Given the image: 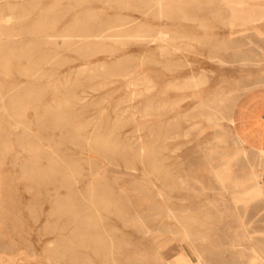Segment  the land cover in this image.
I'll list each match as a JSON object with an SVG mask.
<instances>
[{
	"label": "rangeland",
	"instance_id": "rangeland-1",
	"mask_svg": "<svg viewBox=\"0 0 264 264\" xmlns=\"http://www.w3.org/2000/svg\"><path fill=\"white\" fill-rule=\"evenodd\" d=\"M171 4L0 0V264H264V19Z\"/></svg>",
	"mask_w": 264,
	"mask_h": 264
},
{
	"label": "bare ground",
	"instance_id": "bare-ground-1",
	"mask_svg": "<svg viewBox=\"0 0 264 264\" xmlns=\"http://www.w3.org/2000/svg\"><path fill=\"white\" fill-rule=\"evenodd\" d=\"M172 1H175V0H157V4L159 5V9H158V13L159 14H164V12H166V11H170V9L172 8V4H171V2ZM204 1V0H203ZM208 2L209 1H211V0H207ZM230 1V0H229ZM233 2V1H232ZM236 2V1H235ZM176 3V2H175ZM238 3H240V4H244L243 5V9H245V11H246V13L247 14H249V15H256V17H259V18H261V19H264V0H238ZM168 4H171V6H168ZM178 4V3H177ZM6 5V4H5ZM175 5V4H174ZM178 6V5H177ZM239 6V5H238ZM244 6H245V8H244ZM241 7V6H240ZM174 8V7H173ZM231 8H235V7H231ZM239 8V7H238ZM242 8V7H241ZM120 10V9H119ZM231 10V9H230ZM43 11V10H42ZM233 11V10H232ZM234 12H236V11H234ZM241 12V11H240ZM244 12V11H243ZM235 14H237V12L235 13ZM248 17V16H247ZM238 18H240V17H238ZM250 18V17H249ZM248 18V19H249ZM252 18V17H251ZM247 19V20H248ZM260 19V20H261ZM128 20V19H127ZM237 20V19H236ZM240 20V19H239ZM238 20V21H239ZM258 20V19H257ZM259 20V21H260ZM213 21H215V19L213 20ZM241 21V20H240ZM258 21V22H259ZM122 23V22H121ZM250 23V22H249ZM255 23H256V21H255ZM238 24V23H237ZM143 25V24H142ZM232 25V24H231ZM230 26V25H229ZM238 26V25H237ZM110 27V26H109ZM127 29V28H126ZM123 30V29H122ZM124 30H125V28H124ZM140 30V29H139ZM119 32H120V30H119ZM51 33V32H50ZM128 33V32H127ZM121 34V33H120ZM173 34V33H172ZM47 35V34H46ZM97 35H101V34H97ZM111 35H113V34H111ZM132 35H135V34H132ZM131 35V36H132ZM105 36H108V34H105ZM137 36H138V34H137ZM147 36V35H146ZM7 37V36H6ZM69 37V36H68ZM122 37V36H121ZM15 38V37H14ZM50 39V38H49ZM61 39H62V37H61ZM95 39V38H94ZM99 39V38H98ZM104 39V38H103ZM106 39V38H105ZM163 39V38H162ZM80 40V39H79ZM171 41V40H170ZM141 42V41H140ZM176 42H177V40H176ZM105 45V44H104ZM102 46V45H101ZM111 46V45H110ZM106 50V49H105ZM241 51V50H240ZM16 52V51H15ZM109 52H110V50H109ZM45 54V53H44ZM112 54H114V53H112ZM213 56V55H212ZM217 58V57H216ZM240 59V58H239ZM244 59V58H243ZM7 60V59H6ZM120 60V59H119ZM245 60V59H244ZM248 61V60H247ZM6 63H8V60H7V62ZM49 67H51V66H49ZM6 68V67H5ZM81 68V67H80ZM112 68V67H111ZM9 69V68H8ZM82 69V68H81ZM50 70V69H49ZM45 71V70H44ZM85 74V73H84ZM19 75V74H18ZM51 75V74H50ZM133 75V74H132ZM131 75V76H132ZM103 76V75H102ZM116 76V75H115ZM121 76V75H120ZM101 77V76H100ZM148 77V76H147ZM33 78V77H32ZM81 78V77H80ZM200 79V78H199ZM201 80V79H200ZM205 80V79H204ZM143 82H145V81H143ZM140 83V82H139ZM16 84V83H15ZM56 86V85H55ZM204 86V85H203ZM144 87H146V86H144ZM190 88V87H189ZM8 89V88H7ZM66 89V88H65ZM154 90H156V89H154ZM142 91V90H141ZM146 91V90H145ZM152 91H153V89H152ZM151 91V92H152ZM74 93V92H73ZM140 94V93H139ZM143 94V93H142ZM141 94V95H142ZM148 94V93H147ZM36 95V94H35ZM136 95V94H135ZM6 96V95H5ZM29 96V95H28ZM77 96V95H76ZM39 97V96H38ZM37 97V98H38ZM137 97V96H136ZM141 98V97H140ZM226 98V97H225ZM41 99V98H40ZM73 99V98H72ZM214 99V98H213ZM42 100V99H41ZM221 100V99H220ZM224 100V99H223ZM216 101H217V99H216ZM39 102V101H38ZM42 102V101H41ZM242 102V101H241ZM19 103V102H18ZM23 103V102H22ZM168 103H169V101H168ZM176 103V102H175ZM220 103V102H219ZM53 104V103H52ZM159 104V103H158ZM214 104V103H213ZM221 104V103H220ZM5 105V104H4ZM73 105V104H72ZM80 106V105H79ZM141 106V105H140ZM164 106V105H163ZM199 106H200V104H199ZM156 107V106H155ZM62 108V107H61ZM66 108V107H65ZM64 108V109H65ZM166 108V107H165ZM173 108V107H172ZM200 108V107H199ZM220 108V107H219ZM71 109V108H70ZM171 109V108H170ZM194 109V108H193ZM72 110V109H71ZM144 110V109H143ZM66 111V110H65ZM165 111V110H164ZM136 112V111H135ZM209 112V111H208ZM215 112V111H214ZM67 113V112H66ZM73 113V112H72ZM71 113V114H72ZM193 113V112H192ZM59 114V113H58ZM70 114V115H71ZM209 114V113H208ZM207 114V115H208ZM206 115V116H207ZM37 116V115H36ZM77 116V115H76ZM215 116V115H214ZM46 117V116H45ZM193 117H194V115H193ZM50 118V117H49ZM77 118V117H76ZM207 118V117H206ZM213 118V117H212ZM219 118V117H218ZM205 119V118H204ZM209 119V118H208ZM232 119V121H234L233 119L234 118H231ZM230 119V120H231ZM236 119L238 120V118L236 117ZM240 119V118H239ZM70 120H72V119H70ZM215 120H216V118H215ZM218 120V119H217ZM49 121V120H48ZM209 121V120H208ZM60 124V123H59ZM53 126H54V124H53ZM57 126V125H56ZM241 126H242V124H241ZM76 127V126H75ZM239 128V127H238ZM20 130V129H19ZM75 130V129H74ZM74 132V131H73ZM76 135V134H75ZM66 136V135H65ZM69 136V135H68ZM78 136V135H77ZM92 136V135H91ZM73 137V136H72ZM62 138V137H61ZM64 138V137H63ZM62 138V139H63ZM84 138V137H83ZM238 139L241 141V143H243V142H249V138L246 136V134L244 135L243 134V132H239L238 133ZM61 140V139H60ZM64 140V142H65V139H63ZM67 140V139H66ZM70 140V139H69ZM87 140V139H86ZM98 140V139H97ZM101 140V139H100ZM78 141V140H77ZM47 142V141H46ZM82 142V141H81ZM108 143L109 142H104V144H105V146L106 145H108ZM240 143V142H239ZM30 144V143H29ZM90 144V143H89ZM23 145V144H22ZM21 145V146H22ZM111 145H113V144H111ZM110 145V146H111ZM25 146V145H24ZM114 146H116V145H114ZM97 148V147H96ZM253 148L254 149H257V150H259L260 151V155H264V147L263 146H260V145H257V146H253ZM100 151V150H99ZM98 151V152H99ZM256 152V151H255ZM57 154H58V152H56ZM33 154V153H32ZM258 154V153H257ZM104 155V154H103ZM22 156V155H21ZM18 159V158H17ZM31 159V158H30ZM245 159V158H244ZM48 160V159H47ZM57 160V159H56ZM107 161V160H106ZM244 161V160H243ZM70 162V161H69ZM228 163V162H227ZM70 164H72V163H70ZM73 165V164H72ZM6 167V166H5ZM66 167V166H65ZM247 167V166H246ZM78 168V167H77ZM21 169V168H20ZM28 170V169H27ZM70 170V169H69ZM222 170V169H221ZM225 171H226V168L224 169ZM68 171V170H67ZM78 171V170H77ZM81 171V170H80ZM224 172V171H223ZM222 172V173H223ZM38 175V174H37ZM226 175V174H225ZM50 176V175H49ZM76 176V175H75ZM25 177V176H24ZM221 177H222V175H221ZM225 177V176H224ZM253 177V176H252ZM255 177V176H254ZM259 177V176H258ZM47 178V177H46ZM82 178V177H81ZM23 179V178H22ZM253 179V178H252ZM34 180V179H33ZM50 180V179H49ZM74 180V179H73ZM232 180V179H231ZM247 180V179H246ZM257 180V179H256ZM263 180V179H262ZM258 181H260V180H258ZM35 182V181H34ZM226 182V181H225ZM235 182V181H234ZM244 182V181H243ZM247 182V181H246ZM45 183V182H44ZM27 184V183H26ZM235 184V183H234ZM29 185H31V184H29ZM256 185V184H255ZM51 186H52V184H51ZM259 187V186H258ZM255 188H257V187H255ZM37 189V188H36ZM40 189V188H39ZM55 190V189H54ZM53 190V191H54ZM242 190V189H241ZM263 190V189H262ZM100 194V193H99ZM51 198V197H50ZM62 198H64V197H62ZM56 203V202H55ZM95 203V202H94ZM112 203V202H111ZM96 204V203H95ZM34 206V205H33ZM39 206V205H38ZM51 206V205H50ZM54 206V205H53ZM99 206V205H98ZM100 206H101V204H100ZM44 207V206H43ZM43 207H42V209H43ZM57 210V209H56ZM42 211V210H41ZM30 212V211H29ZM63 212V211H62ZM38 213V212H37ZM73 213V212H72ZM29 215H31L30 213H29ZM153 215V214H152ZM33 216V215H32ZM151 216V215H150ZM154 216V215H153ZM40 217V216H39ZM128 218V217H127ZM143 218V217H142ZM87 220H90V218H88ZM92 220V219H91ZM152 220V219H151ZM148 222H150V221H148ZM47 223V222H46ZM92 223V222H91ZM53 224V223H52ZM87 224H90V223H87ZM172 228V227H171ZM157 229V228H156ZM161 229V228H160ZM173 229V228H172ZM78 230V229H77ZM87 230H89L88 228H87ZM86 230V231H87ZM147 230V229H146ZM194 232V231H193ZM83 234V236H84V234L86 235V233H82ZM94 238L96 237V236H93ZM92 238V237H91ZM96 239H97V237H96ZM73 240V239H72ZM96 241V240H95ZM95 241H93L94 243H96ZM55 243V242H54ZM62 243V242H61ZM63 244V243H62ZM61 247V246H60ZM187 250V249H186ZM252 251H254L255 252V250H252ZM75 252V251H74ZM73 252V253H74ZM77 252V251H76ZM61 253V252H60ZM58 256V255H57ZM171 259V258H170ZM253 260V259H252ZM256 260V259H255ZM167 261V260H166ZM178 261V260H177ZM259 261V260H258ZM86 262H89V261H86ZM179 262V261H178ZM253 262H254V260H253ZM264 262V261H263ZM262 262V263H263ZM168 263V262H167ZM197 263V262H196ZM195 263V264H196ZM258 263V262H257ZM89 264H91V263H89ZM252 264V263H251ZM254 264V263H253Z\"/></svg>",
	"mask_w": 264,
	"mask_h": 264
},
{
	"label": "crops",
	"instance_id": "crops-1",
	"mask_svg": "<svg viewBox=\"0 0 264 264\" xmlns=\"http://www.w3.org/2000/svg\"><path fill=\"white\" fill-rule=\"evenodd\" d=\"M246 136L249 138L250 142L255 141L256 145L264 147V91L260 93V133L255 135L256 138H251V136L247 134Z\"/></svg>",
	"mask_w": 264,
	"mask_h": 264
}]
</instances>
